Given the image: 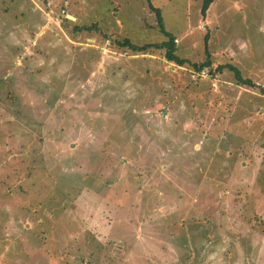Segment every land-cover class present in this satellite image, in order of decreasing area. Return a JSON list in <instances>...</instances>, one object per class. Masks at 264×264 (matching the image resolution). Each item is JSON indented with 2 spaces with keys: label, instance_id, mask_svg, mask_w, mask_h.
I'll use <instances>...</instances> for the list:
<instances>
[{
  "label": "rangeland",
  "instance_id": "374dc122",
  "mask_svg": "<svg viewBox=\"0 0 264 264\" xmlns=\"http://www.w3.org/2000/svg\"><path fill=\"white\" fill-rule=\"evenodd\" d=\"M202 2L150 0L252 86L121 47L146 0H0V264H264V0Z\"/></svg>",
  "mask_w": 264,
  "mask_h": 264
},
{
  "label": "trees",
  "instance_id": "16d2710c",
  "mask_svg": "<svg viewBox=\"0 0 264 264\" xmlns=\"http://www.w3.org/2000/svg\"><path fill=\"white\" fill-rule=\"evenodd\" d=\"M148 3V7L150 11H152L155 15L156 19V26L159 29V31L162 33L164 38H166L165 41L160 43H150V44H144V45H134L132 44L128 39H124L123 42L120 43V46L123 48H127L133 53L136 54H146L148 50L151 49H157V50H163V58L165 61L173 63L177 66H183L184 64L188 63L190 67L193 70V73L200 76L201 72H204L206 74V77L210 79L211 81L216 77V74H219L223 71V69H228L229 71L233 72L235 80L238 84L243 86H252V83L249 79H245L242 77L241 72L236 69L235 67L231 65H225V66H218L215 69L212 68V64L210 62V55L206 48V40L207 36L204 38L205 41V60L201 63H191L185 59L179 58L176 55L177 47L175 44V40L172 34H170L168 31L165 30L164 24L160 15V11L157 8H154L150 0H146ZM213 3V0H203L202 7H201V14L204 16L207 12L209 6ZM88 30L90 28L88 27H82L79 26L78 28H75V30ZM210 77V78H209ZM261 95L264 97V88H259Z\"/></svg>",
  "mask_w": 264,
  "mask_h": 264
},
{
  "label": "built area",
  "instance_id": "2783aa9c",
  "mask_svg": "<svg viewBox=\"0 0 264 264\" xmlns=\"http://www.w3.org/2000/svg\"><path fill=\"white\" fill-rule=\"evenodd\" d=\"M108 46H109V43L106 42V43L104 44V46H103V51H104V53L107 51ZM200 76H201V77H205L206 74H205L204 72H201ZM258 87H259V88H264V85L262 84V85H259Z\"/></svg>",
  "mask_w": 264,
  "mask_h": 264
},
{
  "label": "crops",
  "instance_id": "0c3cea01",
  "mask_svg": "<svg viewBox=\"0 0 264 264\" xmlns=\"http://www.w3.org/2000/svg\"><path fill=\"white\" fill-rule=\"evenodd\" d=\"M32 3V2H31ZM33 4V3H32Z\"/></svg>",
  "mask_w": 264,
  "mask_h": 264
}]
</instances>
